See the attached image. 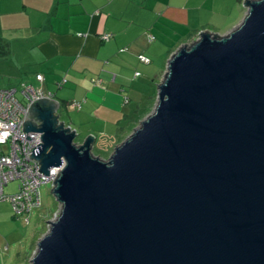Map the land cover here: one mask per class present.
Masks as SVG:
<instances>
[{
  "label": "water",
  "instance_id": "obj_1",
  "mask_svg": "<svg viewBox=\"0 0 264 264\" xmlns=\"http://www.w3.org/2000/svg\"><path fill=\"white\" fill-rule=\"evenodd\" d=\"M244 5L227 34L171 54L155 108L107 160L57 100L28 106L41 172L62 166L29 264H264V0Z\"/></svg>",
  "mask_w": 264,
  "mask_h": 264
},
{
  "label": "crops",
  "instance_id": "obj_2",
  "mask_svg": "<svg viewBox=\"0 0 264 264\" xmlns=\"http://www.w3.org/2000/svg\"><path fill=\"white\" fill-rule=\"evenodd\" d=\"M244 1L0 0V38L8 44L7 57H20L11 61L8 79L22 67L29 74L20 83L35 86V75L42 74L39 87L74 113L64 124L76 133L126 135L139 112L131 97L153 88L160 59L167 65L200 31L227 34L244 17ZM103 33L108 40L100 38ZM72 101L80 108L68 106ZM8 205L0 202V227L8 226Z\"/></svg>",
  "mask_w": 264,
  "mask_h": 264
},
{
  "label": "built area",
  "instance_id": "obj_3",
  "mask_svg": "<svg viewBox=\"0 0 264 264\" xmlns=\"http://www.w3.org/2000/svg\"><path fill=\"white\" fill-rule=\"evenodd\" d=\"M100 38L108 40L109 34L103 33ZM152 38L151 36L150 39ZM138 57L144 63L149 61L143 54ZM36 79L41 82L42 74H37ZM16 93V88L0 90V201H8L13 215L27 222L30 210L41 204L40 185L50 182L52 186L62 166L51 167L48 174L42 173L40 162L33 157L32 150L41 143V133L22 130V121L28 106L41 97L51 99L50 93H44L41 87L27 83H22L19 96ZM21 96L25 103L21 101ZM69 105L72 109L80 108V103L75 101L68 103ZM39 124V121L35 122L36 126ZM11 181H16V188L5 193L4 187Z\"/></svg>",
  "mask_w": 264,
  "mask_h": 264
},
{
  "label": "rangeland",
  "instance_id": "obj_4",
  "mask_svg": "<svg viewBox=\"0 0 264 264\" xmlns=\"http://www.w3.org/2000/svg\"><path fill=\"white\" fill-rule=\"evenodd\" d=\"M20 57L15 56L13 59L10 57H4L0 60V90L7 87H15L20 84V80H26L28 78V71H25L22 67L19 69L18 74L11 76V80L8 79L10 74L11 61L16 62ZM11 59V60H10ZM166 58L162 57L160 59V68L156 79L154 80L153 88L146 89V92L154 91L155 94L147 95L146 92L138 95L137 99L132 98L131 105H135L139 108L137 113L136 125L137 127L141 120H143L156 106L157 97V86L160 83L164 70L163 66L166 67ZM154 61H156L154 59ZM35 71L34 69L31 71ZM9 82H12L11 84ZM22 82V81H21ZM35 86H40L37 81ZM57 86V84H55ZM17 94H20L17 91ZM59 121L64 123L70 122V117L74 115L64 106L59 108L57 112ZM85 122V120H84ZM134 127V128H135ZM130 130L128 131V133ZM120 135V134H119ZM112 136L110 139H100L101 135L95 139L96 144L92 148L94 155L99 156L102 159L109 157L110 153L113 151L114 147L118 145L121 141L126 138V135L122 136ZM88 135L77 132L74 141L81 143L84 138ZM103 140L105 142H101ZM107 142V143H106ZM16 181H11L8 185L4 187L5 193H10L15 190ZM39 195L41 204L38 207H34L30 210L29 219L27 222L23 221L21 218H16L13 215L12 208L8 205L9 214L11 215L7 221L8 226L0 227V264H29L32 254L36 248V243L38 239L47 231V222L52 220L57 214L60 204L57 201L56 196L51 192V183L46 182L40 185ZM1 202V201H0ZM8 202V201H6ZM9 203V202H8Z\"/></svg>",
  "mask_w": 264,
  "mask_h": 264
},
{
  "label": "trees",
  "instance_id": "obj_5",
  "mask_svg": "<svg viewBox=\"0 0 264 264\" xmlns=\"http://www.w3.org/2000/svg\"><path fill=\"white\" fill-rule=\"evenodd\" d=\"M8 52H9V49H8V44L7 43H5L1 38H0V59L1 58H4V57H7L8 56ZM37 75V74H36ZM36 75H35V78H36ZM37 80V79H36ZM38 81V80H37ZM22 83L23 82H21L18 86H15V87H7V88H2V89H11V88H16L17 89V91H19L20 90V88H21V85H22ZM60 83H63V81L61 80V81H59V85H60ZM27 84H29V83H27ZM1 89V90H2ZM17 94V93H16ZM18 96H19V94H17ZM21 101L23 102V103H25L26 101H25V99L21 96ZM68 103V102H67ZM134 120V119H133ZM132 120V121H133ZM137 120L135 119L133 122H136ZM129 122H131V120L129 121ZM137 123V122H136ZM133 128V127H132ZM133 129H131V131H132ZM129 131V130H128ZM128 135V134H127ZM126 135V136H127ZM120 136V135H119ZM123 136V135H122ZM125 136V135H124ZM97 139V138H96ZM96 142V141H95ZM94 142V143H95ZM94 145V144H93Z\"/></svg>",
  "mask_w": 264,
  "mask_h": 264
},
{
  "label": "flooded vegetation",
  "instance_id": "obj_6",
  "mask_svg": "<svg viewBox=\"0 0 264 264\" xmlns=\"http://www.w3.org/2000/svg\"><path fill=\"white\" fill-rule=\"evenodd\" d=\"M34 114V113H33ZM33 114H31L33 117H34V115Z\"/></svg>",
  "mask_w": 264,
  "mask_h": 264
}]
</instances>
